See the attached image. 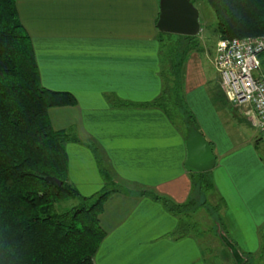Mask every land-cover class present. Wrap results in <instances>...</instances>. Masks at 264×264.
I'll return each instance as SVG.
<instances>
[{
	"label": "crops",
	"instance_id": "0c3cea01",
	"mask_svg": "<svg viewBox=\"0 0 264 264\" xmlns=\"http://www.w3.org/2000/svg\"><path fill=\"white\" fill-rule=\"evenodd\" d=\"M17 7L41 82L76 99L49 108L53 126L79 138L65 142L68 180L83 195L102 190L107 178L128 190L112 191L104 202L106 233L95 264H236V252L258 263L264 141L244 108L228 99L218 70H205L199 50L208 57V44L198 39L186 49L172 76L167 50L175 35L159 36V0H17ZM173 83L167 94L181 104L171 114L154 100ZM192 124L216 155L208 186L200 184L202 171L185 166ZM241 126L255 127V138L237 137ZM162 197L196 204L169 210Z\"/></svg>",
	"mask_w": 264,
	"mask_h": 264
},
{
	"label": "trees",
	"instance_id": "16d2710c",
	"mask_svg": "<svg viewBox=\"0 0 264 264\" xmlns=\"http://www.w3.org/2000/svg\"><path fill=\"white\" fill-rule=\"evenodd\" d=\"M209 2L217 16L214 29L219 37L264 33V0ZM164 34L175 35L167 50L169 73L175 76L181 71L185 50L195 46L197 34L159 30V36ZM174 88V83L166 85L164 96L154 100L169 113L174 103L181 104L177 96L167 94ZM75 101L70 92L41 82L17 0H0V264H95V253L106 233L100 223L104 202L112 191L128 190L107 178L102 190L83 195L68 180L65 142L79 138L70 130L56 129L49 108ZM208 172H198L201 186L211 184ZM48 175L63 183L54 184ZM72 198H78V203L62 206ZM162 200L169 210H184L196 203ZM235 256L236 264H252L238 252Z\"/></svg>",
	"mask_w": 264,
	"mask_h": 264
},
{
	"label": "built area",
	"instance_id": "2783aa9c",
	"mask_svg": "<svg viewBox=\"0 0 264 264\" xmlns=\"http://www.w3.org/2000/svg\"><path fill=\"white\" fill-rule=\"evenodd\" d=\"M264 33L219 37L214 63L228 99L244 108L264 141V75L259 73Z\"/></svg>",
	"mask_w": 264,
	"mask_h": 264
},
{
	"label": "water",
	"instance_id": "95a60500",
	"mask_svg": "<svg viewBox=\"0 0 264 264\" xmlns=\"http://www.w3.org/2000/svg\"><path fill=\"white\" fill-rule=\"evenodd\" d=\"M159 14L156 22L162 31L195 35L201 30L200 9L192 0H159ZM188 158L185 166L191 171H206L216 162L211 142L195 125H190L187 136ZM56 185L63 180L54 175L46 177Z\"/></svg>",
	"mask_w": 264,
	"mask_h": 264
},
{
	"label": "rangeland",
	"instance_id": "374dc122",
	"mask_svg": "<svg viewBox=\"0 0 264 264\" xmlns=\"http://www.w3.org/2000/svg\"><path fill=\"white\" fill-rule=\"evenodd\" d=\"M193 2L200 9V21H201V31L199 34H197L196 39L197 40L199 39V41H203L204 45L208 44L209 48H211V49H209L211 52V55H209L208 57L205 54L204 50L203 51L199 50V54L202 56V58L204 60L205 70H207V72L215 74V73H217V70L214 66L213 60H211V57L213 58L215 55L214 47L216 46V41L219 38V34L214 29L216 22H217V16H216V13H215L212 5L210 4L209 0H194ZM165 35H167V34H164V36ZM198 35H200V36H198ZM262 61L263 62H262V66L260 67V70H261V72H264V56H263ZM175 97L176 96L174 95V98ZM174 104L172 105V107L173 108H175V106L177 107V105L176 104L174 105ZM235 130H236V136L239 138H243L244 140H253L255 138L254 135L257 131L255 129V127H253V126L236 127ZM197 198H198L197 204L199 205V203L201 204V202H202L200 195H198ZM78 201H79L78 198H72L68 201L62 202V206L63 205L71 206L75 203H78ZM206 201L208 202V205H209L208 208H210V209H212L213 207L217 208V206H218L217 201H215V200L214 201L206 200ZM258 260H260V259H258ZM256 264H264V255L262 256L261 260L258 261V263H256Z\"/></svg>",
	"mask_w": 264,
	"mask_h": 264
}]
</instances>
